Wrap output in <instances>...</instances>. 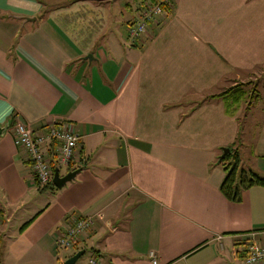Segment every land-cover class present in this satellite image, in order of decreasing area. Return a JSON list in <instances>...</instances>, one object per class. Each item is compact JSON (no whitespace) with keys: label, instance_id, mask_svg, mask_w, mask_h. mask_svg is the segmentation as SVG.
Segmentation results:
<instances>
[{"label":"crops","instance_id":"0c3cea01","mask_svg":"<svg viewBox=\"0 0 264 264\" xmlns=\"http://www.w3.org/2000/svg\"><path fill=\"white\" fill-rule=\"evenodd\" d=\"M118 1L0 0V130L10 121L0 135V264H63L78 251L75 264H152L150 253L158 264H246L248 245L264 246V185L226 198L218 158L229 148L240 166L248 144L249 171L264 179L255 84L264 0H170L133 42V17H111ZM235 86L238 98L211 97ZM15 120L35 131L70 124L76 163L57 168L80 172L39 188ZM82 216L91 230L58 247Z\"/></svg>","mask_w":264,"mask_h":264},{"label":"built area","instance_id":"2783aa9c","mask_svg":"<svg viewBox=\"0 0 264 264\" xmlns=\"http://www.w3.org/2000/svg\"><path fill=\"white\" fill-rule=\"evenodd\" d=\"M170 0H138L137 13L127 23V40L133 42L142 35L148 34V26L156 22L159 16L165 15ZM13 127L14 144L21 148L25 158L31 163L32 175L39 188L47 187L52 182L55 167H69L76 163L79 137L70 124L59 122L52 124L44 131H35L28 124L15 120ZM93 227L90 216L77 217L64 225L61 233L56 235L58 247L67 249L75 246ZM152 264H158L153 253H150ZM246 264H264V246L251 242L247 247ZM86 264H102L91 256Z\"/></svg>","mask_w":264,"mask_h":264},{"label":"trees","instance_id":"16d2710c","mask_svg":"<svg viewBox=\"0 0 264 264\" xmlns=\"http://www.w3.org/2000/svg\"><path fill=\"white\" fill-rule=\"evenodd\" d=\"M167 9H169V7L166 8V10ZM241 90H242L241 86H235V87L229 88L228 90H226L225 92H222L221 94L212 95L211 97H215V96L222 97L225 94L226 95L231 94V92L233 93V95H235L237 91H239L241 94ZM239 92L238 94L235 95V98H238L240 96ZM233 157H234V160H233L234 162H232L231 164H228L227 167H223L225 171V177L220 186V191L226 198L233 200V201H237L239 199V196H238L239 188L247 189L253 185H264V179L258 177L257 175L251 173L250 171H248V173L244 170H241L240 172H238L239 171L238 170L239 159L236 153L233 155ZM223 160L220 162L221 164ZM238 173H239V176H238Z\"/></svg>","mask_w":264,"mask_h":264},{"label":"rangeland","instance_id":"374dc122","mask_svg":"<svg viewBox=\"0 0 264 264\" xmlns=\"http://www.w3.org/2000/svg\"><path fill=\"white\" fill-rule=\"evenodd\" d=\"M123 1L124 0H119L118 3H116V5L113 7L114 11H116V12L114 13L115 15L113 14L111 16L112 18H114V16H116V17H120L122 19L123 17H126V16H131V18L134 16L137 5H138V0H130V5L132 8H130V7L125 8L123 5ZM142 36H146V35L144 34ZM260 71H261L260 69H256L255 70L256 73L254 74V76H258ZM256 80H257V82H255V84H257L258 96L263 97L264 96V75L260 73V76L257 77ZM251 89L254 90V86ZM252 93H254V92L252 91ZM247 102H248V100H247ZM245 114H246V109H245V106L242 105V112L240 114V118L245 117ZM239 148H241V151L243 152V154L241 156V164L238 167V170H239L238 172H240L241 170L249 171L250 168H254V166L252 165V161H251V157H250V153H249V150H250L249 146H248V144L242 145V143H241ZM234 154H235V152H232L229 156H226L225 159L223 160L222 164L220 163V165L222 167H227L228 164H231L232 162H234L233 161L234 160V157H233ZM238 176H239V173H238Z\"/></svg>","mask_w":264,"mask_h":264},{"label":"water","instance_id":"95a60500","mask_svg":"<svg viewBox=\"0 0 264 264\" xmlns=\"http://www.w3.org/2000/svg\"><path fill=\"white\" fill-rule=\"evenodd\" d=\"M17 17L23 18L25 21L36 20V16H17ZM90 57L91 56L88 55V58ZM9 125H10V121H8L3 127H1L0 135L3 134V132L8 128ZM221 151L222 153L218 158V162H221L225 158V156L230 154L229 148H222ZM79 172H80V169H76V170L67 172L64 176H60L58 172V168L55 167L51 182L55 188L61 189L67 182L71 181ZM83 253H84L83 251H78L73 256L66 259L63 264H75L77 260L83 255Z\"/></svg>","mask_w":264,"mask_h":264}]
</instances>
